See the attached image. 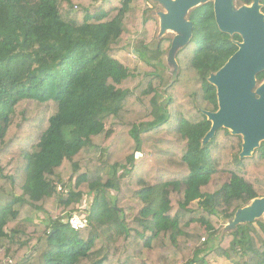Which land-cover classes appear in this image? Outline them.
<instances>
[{"label":"trees","instance_id":"obj_1","mask_svg":"<svg viewBox=\"0 0 264 264\" xmlns=\"http://www.w3.org/2000/svg\"><path fill=\"white\" fill-rule=\"evenodd\" d=\"M158 7L0 0V264H264V218L223 228L264 198V142L249 158L226 129L203 143L208 78L241 37L202 4L175 69ZM128 48L144 68L117 60Z\"/></svg>","mask_w":264,"mask_h":264},{"label":"water","instance_id":"obj_2","mask_svg":"<svg viewBox=\"0 0 264 264\" xmlns=\"http://www.w3.org/2000/svg\"><path fill=\"white\" fill-rule=\"evenodd\" d=\"M164 12H159V37L175 33L168 51V60L175 66L174 53L192 38V22L187 20L190 10L208 2L218 29L230 36L239 35L238 50L226 64L208 78L216 88L218 110L203 112L211 127L203 143L211 140L220 129L242 137L240 158H249L264 142V82L257 85L256 75L264 71V15L260 0L237 8L236 0H154ZM234 7V9H233ZM236 7V8H235ZM264 218V198L253 200L238 211L225 228L253 223ZM53 233V232H52Z\"/></svg>","mask_w":264,"mask_h":264},{"label":"rangeland","instance_id":"obj_3","mask_svg":"<svg viewBox=\"0 0 264 264\" xmlns=\"http://www.w3.org/2000/svg\"><path fill=\"white\" fill-rule=\"evenodd\" d=\"M236 8V7H235ZM158 9H159V11H160V9L164 12V8L162 9V7H158ZM233 9H234V7H233ZM155 18H156V20L158 21V32H159V18L155 15ZM157 36H158V34H157ZM175 36V33H173V32H168V33H166L165 35H164V37H168V38H173ZM117 60L120 62V63H122V64H124V65H134V66H140V67H142V68H144V64L142 63V62H140V60L137 58V56L134 54V52H133V50H132V48H128V49H126V50H123V51H121L120 53H119V55L117 56ZM167 64V62H166V58L164 59V65H166ZM59 186V185H58ZM62 188L64 189V190H66L63 186H62ZM58 192V191H57ZM59 193V192H58ZM60 194H63V193H61L60 192ZM63 195H65V194H63ZM66 196V195H65ZM85 196V195H84ZM83 202H84V200L82 201V203L80 204V205H82L83 204ZM226 225L227 224H224L223 225V228H225L226 227ZM211 264H229L227 261H217V260H215V261H211Z\"/></svg>","mask_w":264,"mask_h":264},{"label":"built area","instance_id":"obj_4","mask_svg":"<svg viewBox=\"0 0 264 264\" xmlns=\"http://www.w3.org/2000/svg\"><path fill=\"white\" fill-rule=\"evenodd\" d=\"M57 191L67 194V191L62 188V185L57 186ZM79 213L72 214L68 219V225L73 231H79L87 227L88 218L85 214L86 207L84 203L79 207Z\"/></svg>","mask_w":264,"mask_h":264}]
</instances>
